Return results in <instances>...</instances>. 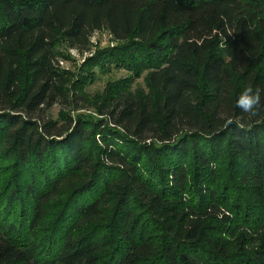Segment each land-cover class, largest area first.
I'll return each instance as SVG.
<instances>
[{"label": "trees", "instance_id": "trees-1", "mask_svg": "<svg viewBox=\"0 0 264 264\" xmlns=\"http://www.w3.org/2000/svg\"><path fill=\"white\" fill-rule=\"evenodd\" d=\"M96 31L116 45L74 82L59 44L92 54ZM247 86L264 0H0V264H264Z\"/></svg>", "mask_w": 264, "mask_h": 264}, {"label": "rangeland", "instance_id": "rangeland-1", "mask_svg": "<svg viewBox=\"0 0 264 264\" xmlns=\"http://www.w3.org/2000/svg\"><path fill=\"white\" fill-rule=\"evenodd\" d=\"M91 45L93 47V53L83 55L80 53L78 54L75 50H70L64 47L62 44H59L60 51L64 56H66L65 59L62 61V66L72 72L74 76V82L76 79L80 80V74L82 71L89 70L88 65L90 63L87 64L88 59H90V57H92L97 50H102L103 48L108 47H114L116 45V42L114 41L110 32L96 31L94 32V35L91 39ZM107 72L108 73L105 72V74H101L95 71L94 74H96V77L94 78V80H91V83L87 84L85 88L90 92L91 95L103 94L106 91L107 83H109L110 81H119L125 76H127L124 69L117 70L115 68H111ZM137 88L143 89L145 91L148 89L145 83V74H143L141 77L137 78V80L133 82L132 89ZM58 111V107L53 108L52 115L57 116ZM85 113L95 116V114L91 111H85Z\"/></svg>", "mask_w": 264, "mask_h": 264}, {"label": "clouds", "instance_id": "clouds-1", "mask_svg": "<svg viewBox=\"0 0 264 264\" xmlns=\"http://www.w3.org/2000/svg\"><path fill=\"white\" fill-rule=\"evenodd\" d=\"M262 92H264V90L260 88H253L252 86L245 87L236 101V106L241 110L242 113H245L248 118L256 117L259 115L261 110L264 109ZM232 123H236L239 127L244 126L239 121H227V124Z\"/></svg>", "mask_w": 264, "mask_h": 264}]
</instances>
